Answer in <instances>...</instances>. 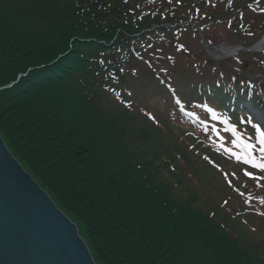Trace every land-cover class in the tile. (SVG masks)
I'll use <instances>...</instances> for the list:
<instances>
[{"label":"trees","instance_id":"16d2710c","mask_svg":"<svg viewBox=\"0 0 264 264\" xmlns=\"http://www.w3.org/2000/svg\"><path fill=\"white\" fill-rule=\"evenodd\" d=\"M251 1L0 0V87L21 75L0 91V135L39 187L77 224L96 264H264L263 247L242 246L234 229L228 234L226 225L196 207L195 200L172 194L169 184L156 181L157 175L142 174L152 173L153 165L158 168L153 160L167 155L177 159L170 168L174 176L187 152L181 144L164 148L162 137L145 127V116L135 114L137 106L124 107V102L148 106L157 99L174 107L157 73L176 87L191 113L202 110L195 105L209 92L216 96L219 91L220 103L210 105L222 109V97L241 92V80L247 91L244 66L251 68L264 52H241L243 66L236 59L226 64L206 55L193 62L186 48L201 42L195 26L211 41L205 28L221 14L218 5L227 13ZM197 8L210 19H200ZM185 22L173 30L167 26ZM243 40L237 44L248 47ZM147 44L153 47L147 49ZM181 44L185 50L177 51ZM237 67L239 73L233 71ZM133 68L137 76H132ZM253 84L256 90L264 88L259 80ZM106 88L120 92V99ZM160 92L166 94L157 96ZM129 124L143 127V139L130 136L134 129ZM189 141L187 147L197 143ZM144 145L147 151H142ZM136 148L145 156L150 153L152 163L137 159L132 153Z\"/></svg>","mask_w":264,"mask_h":264},{"label":"rangeland","instance_id":"374dc122","mask_svg":"<svg viewBox=\"0 0 264 264\" xmlns=\"http://www.w3.org/2000/svg\"><path fill=\"white\" fill-rule=\"evenodd\" d=\"M248 5H250V7H247ZM241 7L242 9L243 8L247 9L246 11L244 10L241 11L244 13L243 20L240 19L239 14L236 15V13H240V10H238V8H241ZM218 8L221 14L215 18L213 24H210L211 26H207L205 28L207 29L209 33H212V38H211L212 44L207 42L208 47H211L208 49L209 55L204 50V47L202 45L203 41H201L198 46H197V43L194 41L192 43V46H194V49L191 46L186 48L187 50L186 55L191 57L190 60L193 62H198L199 58L203 57V55H206V58H211L213 61H216V62H219V61L228 62L230 60L234 61L233 59L236 58L237 54L232 55L233 53H231L230 55L223 56L220 54L222 53L221 51L223 48H226L228 46L238 48L239 46H233L231 44L239 43L237 40L242 37H245V39H247L243 41L247 42V44H249L250 46L253 45L254 43L262 41L264 37V14L255 16V11L257 10L259 11L262 8H264V1H259V3H257L256 0H252L249 4H247L246 2H243L242 4L238 6L236 10L228 9L229 11L227 13H225L226 7H223L222 4L218 5ZM248 9H251V11H249ZM215 11L216 10H210L209 12L214 13ZM230 18L231 19L233 18L231 28L228 27V22L230 21ZM236 22H238V25H236ZM241 24L244 25L243 28L240 27ZM248 31H251L253 35L248 36L247 35ZM191 39L193 40L195 38L191 37ZM194 56L195 58H193ZM262 61H264V59L262 58H260L259 60L256 59L254 64L251 65V68H247L243 64L244 70H246V72L248 73L246 74L247 75L246 77H251L253 80H256V79L261 80L260 77L258 78V75L261 74L262 70L258 68V65L260 67H264V63H261ZM229 65L232 66V63H230ZM243 66L241 68H243ZM5 87L6 86L0 87V91L6 90ZM156 102H161V100L157 99ZM156 102L154 103L152 102L151 105L155 106L157 104ZM166 107L157 109L159 110L160 116L155 114L154 116L156 117V120L162 125H165L167 127V128L165 127L168 130L167 132L172 130L173 133L179 135L177 136V138L179 140H182L181 145L183 146L190 145L189 139L190 138L192 140L196 139L195 138L196 136L194 135V133H197V128L192 125L181 126V124H179L178 122L172 121L171 118H168L167 116L164 117L167 114ZM214 121H217V120H214ZM214 125L218 130L220 129L219 125L217 124H214ZM181 132L183 133L181 134ZM209 133L211 134V136L204 137V140H203L204 145L203 146L200 145V147L194 149L196 151V153L194 154L196 158L194 160L198 162L201 168L206 170L204 172L205 173L204 177H207V184L211 186V189L214 190V191H211L212 193H207V191L205 190V188H207L206 184L200 183L199 185H197L198 186L197 189L200 191V193H202L200 197L201 198L200 202L206 206L211 207L210 210L208 211L214 212L215 213L214 216L217 218L219 222L225 223V225L229 227L230 229L232 228L235 229L237 231L239 239L242 241L243 244L244 242L247 243V247H256L258 245L260 247H263V251H264V220L258 219L256 217L257 222L253 221L255 223V231H253L254 226L251 223V221H249L248 215L241 213L243 206H240V207L237 206L238 203L236 201H239L240 197H238V195L236 194H232V191H234L233 188L228 187V184L224 179V175H223L224 172H227L229 174L233 173L235 170L239 172L238 170L239 168H236L233 164H224V162L226 163L230 162V159L228 156H226V154L223 151L220 150L221 147L217 146V145L223 144V146H226L230 151H234L235 147H233V143H232L233 140L229 136L231 134L229 133V135L225 136L223 132L219 131V136L221 137V139L217 140L216 136L213 135L211 130H209ZM199 137L200 139H202L201 135H199ZM208 137H211L212 139L209 140ZM141 138L143 139V136H141ZM171 144L175 146L173 141ZM164 148L169 149V144L166 143ZM202 150H204L206 154H200L199 151H202ZM135 151L139 152V149L136 148ZM204 156H208L211 161H214L215 164L219 165V168L222 171H218L217 168L213 167L212 164L210 165L209 168L204 167L203 162L208 161V160L203 159ZM145 160H147L146 157H145ZM190 160L192 159L189 158L187 161L184 162L183 166L181 167L184 173H181V175L176 172L173 174L174 176L171 175L172 172L171 174H166V172L163 173L160 169L155 168L154 165H153V169L151 170V172L156 173L157 182L159 180L166 184L167 182L169 183L171 182L170 183L171 185L173 182L175 183L182 182L184 184L187 182H191L194 184L195 183L193 180L194 178L188 177V173H187L190 170V164H189ZM232 167H234V170L232 169ZM175 168H176V171L179 172V168L177 165H175ZM230 178L232 179V184L234 185V187H236V189L237 188L240 189V186H242L241 181L238 182V186H237L236 183L234 182V178L233 177H230ZM244 184L247 186V183H244ZM256 189L258 190V188ZM213 195L215 197L223 195L224 199L223 201H216L214 200L213 197H211ZM225 200L228 201L226 205L224 204ZM232 212L239 213V215H237L236 217L231 215L232 217L230 218V214ZM250 217H255V215H251ZM245 221L247 222L245 223Z\"/></svg>","mask_w":264,"mask_h":264},{"label":"water","instance_id":"95a60500","mask_svg":"<svg viewBox=\"0 0 264 264\" xmlns=\"http://www.w3.org/2000/svg\"><path fill=\"white\" fill-rule=\"evenodd\" d=\"M84 245L0 139V264H95Z\"/></svg>","mask_w":264,"mask_h":264},{"label":"bare ground","instance_id":"6f19581e","mask_svg":"<svg viewBox=\"0 0 264 264\" xmlns=\"http://www.w3.org/2000/svg\"><path fill=\"white\" fill-rule=\"evenodd\" d=\"M262 43L264 42V38L263 40L261 41ZM261 45L258 44L257 47L259 48ZM223 53V54H222ZM222 53H220L221 55L223 56H227V55H230L231 53L227 52L226 50H224ZM18 80L16 79V82ZM16 82H12L10 83L9 85H7L6 87L8 88L10 85H13L15 84ZM5 87V88H6ZM206 91L209 90L208 88L205 89ZM168 93V92H167ZM163 94H166V92H163V93H156L157 96L159 95H162ZM213 95V92H209L208 94H206V96L204 97L205 99H207L208 97L212 96ZM216 96H217V93H216ZM256 96V95H255ZM255 96L253 97V105H252V108L254 110H258V111H264V105L263 104H257L255 101H256V98ZM155 100V99H153ZM245 98L244 96H240V95H236L234 97H229L228 99H226V101H224L223 103L225 104L223 106L222 109H218L217 106H211L209 105V107H212L214 111H216L218 113V115L221 116V118L223 117H230V123L231 124H235L237 125V131L239 130H242V129H246L248 131H252L250 133L254 134V130H252L251 128H248L247 126H240L238 124V119L240 116H244V115H248L250 114L249 113V107H248V104L246 102H244ZM157 104L155 106H152L151 103L150 105L146 106V104H141L139 102H134L132 103L133 106H137L135 108V114L138 115V116H145V118L148 120L147 118V115L146 113H151L153 116L155 114L159 115L160 116V113H159V110H157L158 108H164L166 107V105L163 103V102H156ZM170 107V108H169ZM169 107H166L167 109H173L175 110L176 108L173 107L171 108L172 106L170 105ZM172 116H177V117H180L183 119L184 121V125H190L192 124L186 117H182V114H178V115H173L171 114ZM167 115H165L164 117H166ZM192 116H194V118L198 121V123L200 125L202 124H207L206 122V119H208L210 117L209 114H207V111L202 108V110L198 111V112H194L192 113ZM149 123L145 124V127L149 129V132L151 135L153 136H159V137H162V141L164 143H172V141L174 142V144H182V140H179L177 138V134L169 131L167 132L168 130L166 129L167 127L165 125H162L161 123H159L158 125L157 124H154L152 121L148 120ZM197 124V123H194L193 125L200 128V125ZM178 125V124H177ZM209 125V124H208ZM183 126V125H181ZM166 127V128H165ZM143 127H139L137 126L136 124H129V129H134V130H131L130 131V136H135V137H139L140 134H141V130H142ZM142 136V134H141ZM247 136H245V139H246ZM234 138V137H233ZM0 139L2 141V143L4 144L6 150L9 152V154L11 155V157L17 162V165L22 169V171L26 172L28 174V176H30V174L27 172V170L23 167V165L21 163H19L16 158L10 153L7 145H6V142L4 141L3 137L0 135ZM223 145V144H221ZM152 150H156L157 147L155 146H152ZM147 148H149V146L147 145H144L143 148H142V151H147ZM183 148H185L186 150V154H187V158L185 159L186 161L190 158L192 160L189 161V164H190V170L187 172L188 173V177H193L194 179V184L191 183V182H187V186L185 187H180L178 185V183H175L173 182L172 185L170 183H167L169 184L171 187H172V194L175 193V194H181L183 195L184 197H189V199H193L195 200V206L196 207H199V208H202L205 210L206 213L208 214H213L215 215L214 212H209L208 210H210V206H206L204 204H202L200 201V197H201V194L200 191L197 189L198 186L200 183H203V184H206V187L205 190L207 191V193H212L211 191H214L213 189H211V186H209L207 184V177H204L205 176V169L201 168L198 164V162L196 160H194L196 158V156L194 155L196 153V151L194 150L195 148L193 146H183ZM220 150L222 151V148H220ZM161 153H165L166 151H164L163 149H160L159 150ZM132 153L133 155L137 158V159H145L146 157V161L148 163H152L151 160L149 159L151 157V154L149 153L147 156H145L143 154V152L139 151H135L134 149H132ZM200 154H206V152L204 150L202 151H199ZM167 155H164L162 157H158V159H154L153 160V163L155 165L158 166V168L164 173L166 172V174H171V171L170 168L171 166L177 161L176 158L172 159V158H167L166 157ZM178 156H181L180 154ZM108 162L109 164H111V162L109 161H106ZM158 163V164H157ZM212 163H210L209 161H204L203 162V166L206 167V168H209L210 165ZM224 164H236V166L239 165V163L235 162L234 160H230V162L226 163L224 162ZM232 169L234 170V167H232ZM242 171L243 169L241 170V172H236V176L234 177V182L236 183V185L238 186V182L241 181L242 183V186L240 187H245V188H242L238 193H241V192H244L246 190H252L253 191V194L254 195H260L261 193L264 192V182H261L260 181V186H259V189L257 190L255 187H256V181H253V180H249L248 178L246 177H243L242 176ZM124 172V171H123ZM126 173V172H125ZM139 173V172H138ZM178 174L181 175V173H184L182 168L179 169V172H177ZM186 173V174H187ZM141 174V173H139ZM142 174H145V175H150L151 177H153V175H156V174H152L150 172H143ZM204 174V175H203ZM258 174V173H257ZM214 176V174H213ZM30 178L32 179V181L34 183H36L38 185V183L30 176ZM113 178H114V175H113ZM117 182V181H115ZM244 183H247V186L244 184ZM118 187L121 188L123 187V185L121 183H117ZM39 187V185H38ZM110 188V187H109ZM236 188V187H235ZM40 190H42L43 192H45L43 189H41L39 187ZM112 189H116L114 187H112ZM46 193V192H45ZM46 195L48 196V194L46 193ZM214 198V200L216 201H223V195H220V196H217L215 197L214 195L211 196ZM230 197V196H228ZM249 197V196H248ZM248 197H241L239 198V201H236L238 203V205L240 206H243L242 208V212L243 214H246L248 216H251V215H256L255 213L256 212H261V213H264V208L256 205L257 203H261V199H256L254 196H250L252 199H251V202H250V206L249 204H246L245 201L248 199ZM48 199L49 201L52 203V205L70 222L72 223L75 228H76V231H77V234H78V237L83 241V243L85 244L84 246L87 248L88 252L90 253L91 257H92V254L86 244V241L84 240V238H82V236L80 235V232H79V228L77 226L76 223H74L62 210H60L57 205L55 204V202L50 198V196H48ZM137 199V198H136ZM234 200V199H233ZM235 203V204H237ZM193 204H191L192 206ZM237 216V213L236 212H232L230 214V218L232 216ZM229 219V218H227ZM249 221L250 220H253V221H256L257 222V218L255 217H248ZM152 231L154 232H157L156 230L152 229ZM156 233V234H157ZM94 261V260H93Z\"/></svg>","mask_w":264,"mask_h":264},{"label":"snow or ice","instance_id":"6c2138e0","mask_svg":"<svg viewBox=\"0 0 264 264\" xmlns=\"http://www.w3.org/2000/svg\"><path fill=\"white\" fill-rule=\"evenodd\" d=\"M125 3L128 2V0H124ZM154 2V0H153ZM169 3H172V0H168ZM181 0H176V4L179 5ZM207 3H211V0H206ZM229 5H231L232 0H228ZM257 3H259V0H257ZM213 7L215 5H212ZM139 7V5H137ZM247 7H250L248 5ZM261 11H264V8L261 9ZM196 15L200 19H206L210 17L206 16H200V10L199 8L196 9ZM239 17L241 20L244 19V13L240 12ZM191 19V17H189ZM232 26V21L228 22V27L231 28ZM240 27H244L243 24L240 25ZM200 31H203V28L201 27ZM248 36H252L253 33L251 31L247 32ZM211 43V41H209ZM153 46L151 44H147L146 48L151 49ZM177 51H184V46L181 44L179 47L176 49ZM122 50L120 48H117V52H121ZM156 51H160V49H157ZM139 59L143 60V57L140 56ZM159 59V57H157ZM168 59H171V57H168ZM101 65L105 64L104 60L98 61ZM108 63H111V61H108ZM146 64H148L149 67H151V63L149 61H145ZM244 62L239 58L236 57V64L241 65ZM261 63H264L262 61ZM125 69L124 67L119 68V73H124ZM162 72L167 74V69H161ZM215 71V69H213ZM234 72L239 73L241 69L239 67L233 69ZM132 76H137V69L133 68L131 70ZM223 72L220 73V79H223ZM109 76H111V73H109ZM156 79L159 80L160 84L165 85V87L168 89V92L170 93V99L173 102V106L184 116L191 118L192 113L189 111H186L184 103H182V100L180 96L177 94V89L174 87L170 80L166 81L164 79H161L159 74L157 73ZM231 80L234 82L236 80V76L233 75L231 77ZM247 91L245 92L244 86H245V81L241 80L240 81V88H241V95L244 96L246 102L249 107V113L248 115L240 116L238 119V124L240 126H247L248 128H251L254 130V135L247 136L245 139V133L244 132H238L237 131V125L231 124L230 123V117H223L221 118L220 115L216 111L213 110L212 107H209L210 104L212 105H217L220 103V98L213 95L208 97L206 100L201 101L200 103L196 104L195 106L197 108H204L208 113L211 114V117L213 120H218L221 125H223L224 131L228 132L231 134L232 137H234L232 143L233 147L239 148V152L235 151H229V149L226 146L223 145H217L218 147L222 148V151L231 156L235 162L242 164L245 166V168L242 171V174L244 177L248 178L249 180L256 181V186H260V181L264 180V111H258L254 110L252 108L253 105V97L257 95L253 89H254V84L251 79L247 80ZM216 87L219 88L220 84L219 81L216 82ZM105 91H111L115 94L117 99H120L121 93L116 92L115 89L112 88H106ZM128 96H132V91L127 92ZM259 95L264 96V93H260ZM257 104H260L261 101L257 100L255 101ZM190 103V102H186ZM124 107L126 108H131L132 104L128 102H124ZM148 120L152 121L154 124H159V122L156 120V117L153 116L151 113H146ZM202 130L207 134L209 130L213 133V135L216 136L217 140H220L221 137L219 136V131L215 127V125H208V124H202L201 125ZM209 140H211V137H208ZM199 143V141H197ZM203 159L208 160L210 163H212L213 167H216L218 171H222L219 168V165L215 164L214 161H211L208 156H204ZM173 171L175 169H172ZM259 173V174H257ZM224 179L228 184V187L233 188L234 191H239V189H236L234 185L232 184V179L230 177H235L236 173L233 172L231 174L224 172ZM241 195H244V193H240ZM251 197L249 196L248 199L245 201L246 204H249L251 202ZM228 203L227 200L224 201V204L226 205ZM262 204H264V201H261ZM256 215H264V213L261 212H256ZM239 215V213H237ZM247 221H245L246 223ZM255 231V229H253Z\"/></svg>","mask_w":264,"mask_h":264}]
</instances>
